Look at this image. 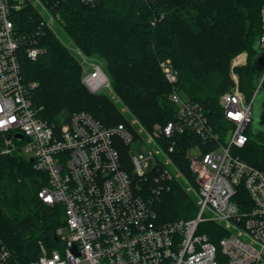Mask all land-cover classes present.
<instances>
[{
	"label": "built area",
	"instance_id": "built-area-1",
	"mask_svg": "<svg viewBox=\"0 0 264 264\" xmlns=\"http://www.w3.org/2000/svg\"><path fill=\"white\" fill-rule=\"evenodd\" d=\"M30 1L0 0V148L2 154L24 156L46 176L47 185L38 197L48 206H61L65 214L64 224L55 230L53 248L47 250L39 241V256L30 264H264V173L236 153L248 143L259 90L251 101L239 86L221 94L223 120L217 124L204 105L179 91V73L171 60L163 62L175 117L154 128L152 145L144 144L150 147L154 169L143 170L137 157L131 161L139 177L147 180L153 175L152 195L145 198L122 161L119 144L136 142L125 125L107 127L86 112L74 113L61 124L42 118L43 107L31 95L37 84L25 82L20 54L25 51L36 59L43 50L36 39L19 36L10 18ZM36 4L45 26L55 30L59 16L41 0ZM260 15L264 51V5ZM71 51L80 60L82 82L90 92L100 93L111 85L104 63L90 60L76 46ZM234 78L238 83L236 74ZM17 134L24 139L18 141ZM190 134L199 140L187 148L199 187V211L189 220L160 222L154 200L165 182L174 179L170 163L178 140ZM241 190L249 205L236 199ZM207 223L230 233L215 244ZM10 259L0 239V264Z\"/></svg>",
	"mask_w": 264,
	"mask_h": 264
},
{
	"label": "trees",
	"instance_id": "trees-1",
	"mask_svg": "<svg viewBox=\"0 0 264 264\" xmlns=\"http://www.w3.org/2000/svg\"><path fill=\"white\" fill-rule=\"evenodd\" d=\"M41 1L59 16L58 25L76 47L104 62L120 102L90 92L82 82L80 60L56 30L45 26L40 10L27 2L10 18L19 36L36 39L43 50L36 59L22 51L20 60L25 82L37 84L31 92L33 101L43 107L41 116L50 123L61 124L74 113L86 112L107 127L123 124L135 136L140 126L153 133L157 125L175 117L169 101L171 86L161 66L166 60L179 73V91L204 105L218 124L223 120L219 98L231 89L232 60L249 50V66L236 72L246 99L254 96L252 62L257 55L254 45L262 34L264 0ZM247 134L248 143L236 153L264 173V134H252L251 127ZM197 142L191 134L177 142L175 160L188 181L174 174L173 180L165 182L153 204L160 222L189 220L199 211V187L187 159V148ZM123 146L124 166L142 186L139 192L150 197L153 175L145 180L133 172ZM45 185L46 176L30 160L18 153L2 154L0 148V239L11 253L8 264H30L39 256V241L53 247L55 230L65 222L61 206L51 207L39 199L38 191ZM236 199L244 206L250 203L245 190ZM206 226L210 240L218 244L225 236L222 227Z\"/></svg>",
	"mask_w": 264,
	"mask_h": 264
},
{
	"label": "rangeland",
	"instance_id": "rangeland-1",
	"mask_svg": "<svg viewBox=\"0 0 264 264\" xmlns=\"http://www.w3.org/2000/svg\"><path fill=\"white\" fill-rule=\"evenodd\" d=\"M39 0H31L30 3L32 5H37L36 3ZM55 30L58 34V37L60 38V40L62 41V43H64V45L71 51V49L75 46L66 36V33L64 32V30L59 26V25H55ZM72 52V51H71ZM250 57H251V52L249 50L243 51L242 53H240L239 55H237L233 60H232V65H231V84H230V88H236L237 86L240 85V76L239 74L236 72L237 68H247L249 66V62H250ZM90 60H94V61H100L102 63H104L103 61H101L99 58L97 57H89ZM234 74H236L237 78H238V83L234 78ZM111 80V79H110ZM256 90L254 91L255 94ZM100 93L108 95L109 97H111L117 104H119V100L117 99V96L115 95V92L113 90L112 85L106 87L104 90H102ZM264 93V92H262ZM123 111L125 112L126 109H123ZM134 123V122H133ZM137 131V134L135 136L136 138V142H134L131 146H125L127 148V154H128V158L130 160V162L134 159V157H137L142 164V168L143 170H145L146 172H151L154 169V159L151 157L150 155V147L144 144H148V145H152L153 141H152V133H148L147 131H145L144 129L140 127L135 128ZM0 141H3V137L0 136ZM119 148L120 151L122 149H124V146L122 144H119ZM131 167L133 168V172H135L134 166L131 163ZM170 167L171 170L173 171L174 174H176L179 177H182L183 179H185L186 181H188L185 176L182 174L181 170L179 169V163L177 162V160H175V157L172 159V162L170 163ZM222 227V226H221ZM65 232H67V230L65 229ZM222 234L221 235H226L229 234L230 231L226 228V227H222ZM45 248L47 250L52 249L53 247L51 245H48V243L46 244L44 241H42ZM54 246V245H53Z\"/></svg>",
	"mask_w": 264,
	"mask_h": 264
},
{
	"label": "water",
	"instance_id": "water-1",
	"mask_svg": "<svg viewBox=\"0 0 264 264\" xmlns=\"http://www.w3.org/2000/svg\"><path fill=\"white\" fill-rule=\"evenodd\" d=\"M257 55L252 62V71L254 74V86L259 90L253 101V121L251 132L254 135L264 134V51L260 50V39L254 45ZM18 141L24 137L20 134L14 136ZM32 161V160H31Z\"/></svg>",
	"mask_w": 264,
	"mask_h": 264
},
{
	"label": "snow or ice",
	"instance_id": "snow-or-ice-1",
	"mask_svg": "<svg viewBox=\"0 0 264 264\" xmlns=\"http://www.w3.org/2000/svg\"><path fill=\"white\" fill-rule=\"evenodd\" d=\"M50 199V198H49Z\"/></svg>",
	"mask_w": 264,
	"mask_h": 264
}]
</instances>
